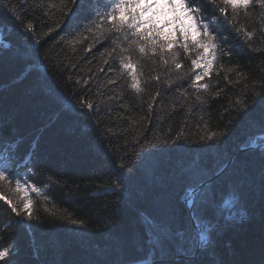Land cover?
<instances>
[{
    "label": "trees",
    "instance_id": "16d2710c",
    "mask_svg": "<svg viewBox=\"0 0 264 264\" xmlns=\"http://www.w3.org/2000/svg\"><path fill=\"white\" fill-rule=\"evenodd\" d=\"M78 3L0 0V169L27 181L38 217L10 211L15 181L0 188V264H264V10L226 23L199 0L207 76L200 23L153 10L173 43L132 54L137 92L122 36L96 19L110 0Z\"/></svg>",
    "mask_w": 264,
    "mask_h": 264
},
{
    "label": "snow or ice",
    "instance_id": "6c2138e0",
    "mask_svg": "<svg viewBox=\"0 0 264 264\" xmlns=\"http://www.w3.org/2000/svg\"><path fill=\"white\" fill-rule=\"evenodd\" d=\"M64 0H62V3ZM199 0H110L108 5L104 6L103 13H97L96 19L98 20L101 16L104 17L106 22H109L111 27L109 31L114 29L119 33L123 40L121 43V55L119 57V64L123 69L127 70L131 76L132 83L130 87L137 92L141 91L140 81L137 78L136 68L132 62V54H139L140 57H146L155 55L159 49L160 56L163 58L166 49L172 47L173 41L168 38L171 36L169 33L166 37L163 28L157 26V21L154 17L149 14L155 9H169L173 13H177L179 10V15L176 17L177 20L187 18L193 20L194 23L191 27H197V22L204 30L205 40L195 41V45L198 48H202L204 52H208L209 49L212 50V58L205 60L204 62V72L203 75L207 76L208 69L212 67L213 61L216 59L215 49L217 45L213 43L215 37L208 31L209 25L203 23V16L201 15V6H197ZM224 7H219L217 0H207L209 5V10L219 14L220 18L227 23V10L231 8L233 16H237L241 10L245 17L249 15V9L256 5L260 9L264 10V0H221ZM70 3L78 11L79 3L78 0H70ZM71 11V10H70ZM163 14V13H160ZM75 15V12H73ZM264 16V12L261 13ZM71 21H69L70 23ZM90 22L91 19H90ZM165 26L170 25L173 21H165ZM146 25H151V27H145ZM28 28L31 29V24H28ZM181 35H184L183 29L180 30ZM236 32H240L241 29H234ZM246 35L251 38L252 33L248 32ZM123 44L127 46L124 47ZM182 47L187 50L188 44L184 43ZM177 53H171L172 63L175 69H180L181 65L176 59ZM164 64L168 63V60H163ZM192 64L196 68H200L201 65L197 63L196 60L192 61ZM203 77L201 75L195 76V81L201 80ZM195 81L192 82V86L197 89L207 90L209 85L207 83L197 84ZM197 99H200L198 96ZM237 103H243V101H237ZM261 105H264V100H261ZM87 107L91 108L92 105L89 104ZM216 136V133H212L211 136H206L208 139H212ZM179 139V137H177ZM23 178H19L16 175L9 172L8 169H0V188H6L8 192H12L11 183L15 181V192L16 203L12 200H6L7 205L10 206V211L15 213L19 218H23L26 214L27 219L35 220L38 219L37 216L33 215V202L30 198H27V181L21 183ZM23 189L25 196L21 198L19 193ZM31 191L35 192L37 195L40 194L41 188L37 187L35 184L31 185ZM0 199H4L0 196ZM22 201V203H21ZM17 204L21 205V209L18 210ZM20 221L18 220V223ZM72 224H76L75 219L71 220ZM83 224V221H80ZM201 239L206 240L207 237H201ZM11 247V246H10ZM10 247L0 248V261H4L10 252Z\"/></svg>",
    "mask_w": 264,
    "mask_h": 264
},
{
    "label": "water",
    "instance_id": "95a60500",
    "mask_svg": "<svg viewBox=\"0 0 264 264\" xmlns=\"http://www.w3.org/2000/svg\"><path fill=\"white\" fill-rule=\"evenodd\" d=\"M208 185V183H205V184H203V185H201V186H199L196 190H194L192 193H195L196 191H198L201 187H204V186H207ZM193 198H192V202H191V204L189 205V209H190V218H191V223L193 224V227H194V229H195V231L196 232H198V228H197V226L195 225V223H194V221H193V218H192V206H193Z\"/></svg>",
    "mask_w": 264,
    "mask_h": 264
}]
</instances>
